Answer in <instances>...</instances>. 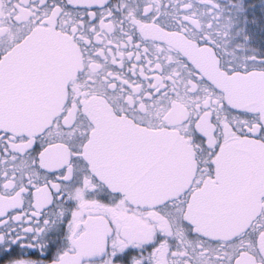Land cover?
Instances as JSON below:
<instances>
[{"label":"snow or ice","instance_id":"obj_1","mask_svg":"<svg viewBox=\"0 0 264 264\" xmlns=\"http://www.w3.org/2000/svg\"><path fill=\"white\" fill-rule=\"evenodd\" d=\"M264 0H0V264H264Z\"/></svg>","mask_w":264,"mask_h":264},{"label":"flooded vegetation","instance_id":"obj_2","mask_svg":"<svg viewBox=\"0 0 264 264\" xmlns=\"http://www.w3.org/2000/svg\"><path fill=\"white\" fill-rule=\"evenodd\" d=\"M252 46L255 47L258 51L264 53V39L259 36L251 42Z\"/></svg>","mask_w":264,"mask_h":264}]
</instances>
